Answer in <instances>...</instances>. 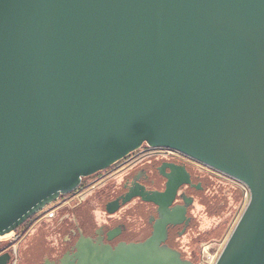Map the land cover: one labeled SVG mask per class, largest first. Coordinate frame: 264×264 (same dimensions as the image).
<instances>
[{
  "label": "water",
  "instance_id": "1",
  "mask_svg": "<svg viewBox=\"0 0 264 264\" xmlns=\"http://www.w3.org/2000/svg\"><path fill=\"white\" fill-rule=\"evenodd\" d=\"M145 143L249 188L215 264H264V0H0V237Z\"/></svg>",
  "mask_w": 264,
  "mask_h": 264
},
{
  "label": "flooded vegetation",
  "instance_id": "2",
  "mask_svg": "<svg viewBox=\"0 0 264 264\" xmlns=\"http://www.w3.org/2000/svg\"><path fill=\"white\" fill-rule=\"evenodd\" d=\"M241 199L228 175L145 143L0 240V256L9 254L8 264H143L169 248L201 264L199 241L222 234Z\"/></svg>",
  "mask_w": 264,
  "mask_h": 264
},
{
  "label": "built area",
  "instance_id": "3",
  "mask_svg": "<svg viewBox=\"0 0 264 264\" xmlns=\"http://www.w3.org/2000/svg\"><path fill=\"white\" fill-rule=\"evenodd\" d=\"M229 178L232 179V181H234L235 183H237V185L240 187L241 191H242V199H241V203H240V207H239V210H238V213L231 225V227L229 228V231L227 232V234L225 235V238L217 243L218 245V248L216 250V253L214 254V256L212 257V261L211 263H208V264H215L218 257L220 256L222 250L224 249L226 243L228 242L230 236H231V232H233L235 226L237 225L239 219L241 218V216L243 215L244 211L246 210L247 206L249 205L250 203V199H251V193H250V190L249 188L241 181L235 179V178H232L230 176H228ZM1 238V237H0ZM11 239V238H10ZM8 239V241L10 240ZM7 243V242H6ZM209 249V248H208ZM207 253V250L205 248V251L203 253V256ZM1 255V253H0ZM16 263V260H12V263L11 264H15Z\"/></svg>",
  "mask_w": 264,
  "mask_h": 264
},
{
  "label": "rangeland",
  "instance_id": "4",
  "mask_svg": "<svg viewBox=\"0 0 264 264\" xmlns=\"http://www.w3.org/2000/svg\"><path fill=\"white\" fill-rule=\"evenodd\" d=\"M238 213V212H237ZM236 214H234L230 220L226 223V226H225V229L223 231L222 234H214L212 235L211 237H207L205 239H202V241H199L200 245L199 247H205L206 250H207V253L203 256V253H200V260L199 262L201 264H208V263H211L212 261V257L214 256V254L216 253V250L218 248V245L217 243L221 242L224 238H225V235L227 234V232L229 231V228L231 227L235 217H236ZM232 233V232H231ZM15 236V232H13L9 238H6V239H2L0 238V240H8L10 238H13ZM209 248V249H208Z\"/></svg>",
  "mask_w": 264,
  "mask_h": 264
},
{
  "label": "bare ground",
  "instance_id": "5",
  "mask_svg": "<svg viewBox=\"0 0 264 264\" xmlns=\"http://www.w3.org/2000/svg\"><path fill=\"white\" fill-rule=\"evenodd\" d=\"M12 233H10V234H7V235H5V236H3V237H1L2 239H6V238H9V236L11 235Z\"/></svg>",
  "mask_w": 264,
  "mask_h": 264
}]
</instances>
